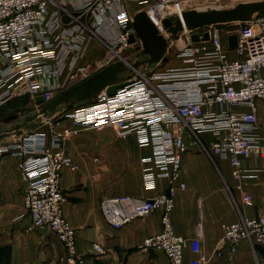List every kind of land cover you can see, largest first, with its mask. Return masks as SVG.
<instances>
[{
	"label": "built area",
	"instance_id": "built-area-1",
	"mask_svg": "<svg viewBox=\"0 0 264 264\" xmlns=\"http://www.w3.org/2000/svg\"><path fill=\"white\" fill-rule=\"evenodd\" d=\"M133 1L156 28L180 8V0ZM132 16L124 0H0V105L26 96L34 103L41 96L42 102L36 104L42 105L70 80L87 78L88 65L82 59L91 36L110 52L135 48L140 43L137 36L135 42L128 41L129 35H136ZM232 24L234 28L225 33L218 24L190 32L180 65L149 74L128 73L122 78L125 84L113 94L103 91L67 111L63 118L71 125L50 124L49 139L45 130H30L0 144V159L10 153L20 155L24 214L33 226L57 235L65 251L64 264H84L76 247V229L62 211L60 187L62 170L77 168L65 153L64 142L81 128L112 130L118 138L133 134L140 147L150 150L140 159L141 185L145 191H155L154 196L106 197L100 209L107 223L120 229L160 207L161 230L145 237L139 248L161 249L168 264H184L187 246L186 239L174 231L171 218L174 184L185 188L180 168L188 150L186 133L210 158L227 160L234 181L227 187L230 199L237 191L242 204L252 205L241 181L258 169H243L242 161L264 158L259 119V111L264 114V14ZM204 32L208 40L203 39ZM193 34L198 41L191 40ZM231 34L237 36L232 49L227 42ZM226 47L235 52L234 57H228ZM205 134L210 141L203 138ZM158 179L167 181L162 190ZM222 231L220 241L230 258L242 240L264 246V214L223 223ZM92 246L96 253L104 252L101 244ZM207 263L202 255L193 262Z\"/></svg>",
	"mask_w": 264,
	"mask_h": 264
},
{
	"label": "crops",
	"instance_id": "crops-1",
	"mask_svg": "<svg viewBox=\"0 0 264 264\" xmlns=\"http://www.w3.org/2000/svg\"><path fill=\"white\" fill-rule=\"evenodd\" d=\"M226 50L227 54L233 52L227 47ZM178 57L182 58L180 55ZM180 63L181 59L167 58L159 70ZM23 98L26 97L15 98L0 105V118H3V122L0 121V138L4 142L16 140L20 129L24 128L2 134L20 123L21 120L12 125L7 123L19 118V114L11 120L5 119L11 112L23 109L24 106H17V102ZM31 113L33 111L28 114ZM259 119L264 133V114L261 110ZM63 120L71 125L70 120ZM63 120L57 125L69 126L61 125ZM44 130L49 139V128ZM83 131L91 130L81 128L78 135L64 142V151L73 159L77 168L62 170L60 187L62 211L76 229V247L84 258V264H168L161 249L139 248L145 237L161 230L160 207L120 229L109 225L100 209V201L106 197L154 196L155 191H145L141 185L140 159L149 154L150 150L140 147L133 134L118 138L112 130L100 131H107L100 143L104 145L103 149L80 145L76 140ZM185 142L188 150L182 157L180 168V181L185 183V188L181 189L174 184V208L171 213L174 231L187 241L184 264H193L201 255L208 260L207 264H264L263 245L242 240L230 258L226 246L220 241L223 223L236 221L242 216L264 214V158L250 157L242 161L243 169H258L254 176L245 177L241 181L252 196V205L246 206L240 202L237 191L233 192L232 199L229 197L227 187L233 186L234 181L227 160L210 158L187 133ZM101 150L111 155L109 165L99 164L102 158L98 152ZM97 156L99 161L95 162ZM20 160V155L12 153L0 159V264H64L65 251L57 235L48 228L33 226L29 216L24 214L25 180L18 168ZM166 184L164 179L157 181L158 189H164ZM95 242L103 246L102 254L93 249Z\"/></svg>",
	"mask_w": 264,
	"mask_h": 264
},
{
	"label": "water",
	"instance_id": "water-1",
	"mask_svg": "<svg viewBox=\"0 0 264 264\" xmlns=\"http://www.w3.org/2000/svg\"><path fill=\"white\" fill-rule=\"evenodd\" d=\"M259 14H264V0L239 2L232 7L223 9L185 10L180 16L163 19L162 25L170 34L169 37H166L158 32V29L150 21L146 13L143 10H139L134 13L131 20L136 35H129L128 41L130 43L135 42L137 36L140 43L135 47V50L139 52L137 57L143 56V59H137L131 63L118 60L103 67L81 82L59 93L53 99L43 103L39 111L23 116L20 123L3 131L2 134L6 135L19 130L23 126L37 124L41 120L40 116L51 117L67 103L83 102L97 97L103 91H106L107 94H113L117 88L125 84L122 81V74L137 71L143 64L165 63L167 61L168 42L172 38H176L177 33L182 30L208 24L246 21ZM208 38V33L204 32L203 39L208 40ZM191 40L193 42L198 41V35L193 34ZM227 42L229 48L236 47L237 36L235 34L229 35ZM35 101L36 103H41L42 97L37 96ZM15 117L16 115H9L5 120L8 121Z\"/></svg>",
	"mask_w": 264,
	"mask_h": 264
},
{
	"label": "rangeland",
	"instance_id": "rangeland-1",
	"mask_svg": "<svg viewBox=\"0 0 264 264\" xmlns=\"http://www.w3.org/2000/svg\"><path fill=\"white\" fill-rule=\"evenodd\" d=\"M246 1H252V0H180L179 1V5L180 8L178 9V11H175L174 16H180L179 13H181L182 11L185 10H190V9H195V10H204L207 8H216V9H223V8H229L232 7L234 5H236L239 2H246ZM124 3L128 9V12L131 13L132 15H134V13H136L137 11L140 10V7H142L141 5H138L135 1L133 0H124ZM173 15L171 17H174ZM232 23H219L218 26L221 28V32L225 33L227 30L231 29L232 27L234 28V26ZM159 27V26H158ZM157 27V28H158ZM207 28L206 25H202L193 29H189V30H182L180 32L177 33V37L176 38H172L168 44H167V51H166V57L170 58V59H182L179 58L178 55L181 54V51L183 50V48L185 46H187L189 44V34L190 32H193L195 30H201ZM159 31V29H158ZM160 34L169 37L170 34L169 32L164 28L163 29V25L161 30L159 31ZM115 51L110 52L109 49H107L106 45L100 41V39L98 37L95 36H91L90 37V42L87 46L86 49V53L83 58V63L88 65V70H87V77L90 76L91 74L99 71L100 69H102L103 67L120 60L119 56H125L127 57V60H129V62H133L134 60L137 59H143V56L137 57V53H139L138 51L135 50V48L131 47V48H126L123 50H118L115 49ZM235 56V52H229L228 57L232 58ZM162 62H158L155 64H143L141 65L138 70L141 71L142 73H148L151 71H154L156 69H159L161 66H164ZM133 73V72H132ZM128 73H124L122 74V78H127L128 77ZM85 79V78H84ZM82 79V80H84ZM82 80L78 79H73L70 80L68 83L69 85L66 86L65 88H63L62 90H60L58 93L63 92L64 90L72 87L73 85L81 82ZM82 102H70L67 103L66 105H64V107L58 111L56 114H54L51 117H47V116H40L41 120L39 123L37 124H31L27 127L24 126V128L20 129L19 133L20 135H22L23 133H26L30 130H44L49 128L50 124H53L55 121H61V119L63 120L64 115L67 111H69L70 109H72L73 107L81 104ZM17 106L21 107L24 106L23 109H18L15 110L14 112H11L12 114L9 115H18L19 118L9 121L7 122L8 125H12L13 123H15L16 121L21 120L20 116L23 114H27L30 113L31 111H33V113L39 111V109L41 108L42 105L40 104H34L29 98L28 96H26V98H23L22 100H19L17 102ZM25 107H28L27 110H24ZM31 113V114H33ZM3 116V115H2ZM1 117V116H0ZM3 118H0L1 123ZM61 125H69V122L67 120H63ZM91 130L89 131H83L79 134V136L77 137L76 142L79 143L80 145H92L97 148L103 149V146L101 142V140L105 137L106 132L100 133V131L94 130V129H88ZM19 135V136H20ZM2 138H0V144L5 143L4 141L1 140ZM204 139L205 140H210L211 136L210 135H204ZM98 146V147H97ZM99 156L102 158L100 160V165L101 164H108L109 165V159L111 158V155L106 151V150H101L98 152Z\"/></svg>",
	"mask_w": 264,
	"mask_h": 264
},
{
	"label": "bare ground",
	"instance_id": "bare-ground-1",
	"mask_svg": "<svg viewBox=\"0 0 264 264\" xmlns=\"http://www.w3.org/2000/svg\"><path fill=\"white\" fill-rule=\"evenodd\" d=\"M179 14H181V13H179ZM159 27H158V29H159V31L161 30V28H162V24H159L158 25ZM158 31V32H159ZM203 138H204V135H203ZM211 140V139H210ZM210 140H208V141H210ZM207 141V140H206ZM186 143V142H185ZM198 229L200 230V225L198 226Z\"/></svg>",
	"mask_w": 264,
	"mask_h": 264
},
{
	"label": "trees",
	"instance_id": "trees-1",
	"mask_svg": "<svg viewBox=\"0 0 264 264\" xmlns=\"http://www.w3.org/2000/svg\"><path fill=\"white\" fill-rule=\"evenodd\" d=\"M83 103V102H82Z\"/></svg>",
	"mask_w": 264,
	"mask_h": 264
}]
</instances>
